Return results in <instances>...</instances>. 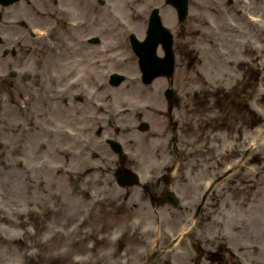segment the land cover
Masks as SVG:
<instances>
[{
    "label": "rangeland",
    "instance_id": "1",
    "mask_svg": "<svg viewBox=\"0 0 264 264\" xmlns=\"http://www.w3.org/2000/svg\"><path fill=\"white\" fill-rule=\"evenodd\" d=\"M237 1L189 0L182 23L167 0L0 5V264H236L230 252L242 264H264L262 241L235 235L264 214V181L251 173L255 163L240 170L239 159L225 152L234 133L255 137L261 121L251 122L246 111L263 113L258 93L264 84L252 68L236 67L237 80L225 79L231 68H219L209 47L218 39L212 26L232 19ZM255 6L250 14L264 17V0ZM154 8L174 34L171 82L185 101L180 105L177 98L172 123L163 93L169 79L142 84L129 41L131 33L145 37ZM77 20L83 24L71 28ZM202 22L212 32L208 39L195 32ZM88 37L98 43L89 44ZM97 58L101 65L92 63ZM21 68L27 75L20 76ZM116 72L125 76L119 86L109 81ZM78 74L79 85L66 92L67 80ZM101 84L104 97L94 99L106 107L98 110L92 93ZM143 121L150 124L147 132L138 128ZM70 126L75 137L65 131ZM109 136L128 152L123 165L105 144ZM18 160L23 172L3 169L2 163ZM121 166L138 172L141 182L120 186L115 171ZM244 179L252 181L238 188ZM165 188L178 196L177 207L161 199ZM42 208H54L43 224L34 215ZM218 218L219 227L212 224ZM187 219L196 227L181 241L179 226ZM218 231L224 247L210 240ZM82 233L85 240L78 242ZM156 235L159 246L151 248Z\"/></svg>",
    "mask_w": 264,
    "mask_h": 264
},
{
    "label": "bare ground",
    "instance_id": "2",
    "mask_svg": "<svg viewBox=\"0 0 264 264\" xmlns=\"http://www.w3.org/2000/svg\"><path fill=\"white\" fill-rule=\"evenodd\" d=\"M86 3V0H78ZM239 1V3H238ZM231 8L233 9V18L232 19H223V22L218 27H213V33L218 37L216 41H211L210 50L216 49V53L214 52L213 58L214 61L217 63L219 68H222L225 65H228L231 69L229 72L226 71L224 73H228L223 77L228 81L237 80L238 78V70L236 72V67L244 70L247 68H252L255 72L259 73L261 76V80L264 84V17H256L255 15H251L252 9H254L255 3H261L262 0H238ZM81 4V3H80ZM82 7L83 4H81ZM264 15V9L262 10ZM224 15L223 11L221 12ZM83 24V21H79L77 24H72L74 28H77ZM76 26V27H75ZM200 26H204L201 27ZM195 32H197L198 36L202 39H208L212 36V32L206 30V22H202L198 25ZM222 42V43H221ZM118 46V43L114 44ZM2 62V56H0V63ZM26 74V73H25ZM222 81V80H221ZM103 84L97 86V91L102 98L103 96ZM219 87L222 88L223 85L220 82ZM106 98L110 96L105 91ZM258 98L264 102V91H259ZM98 110H103L106 106V101L100 99V103L95 104ZM264 110V109H263ZM251 118V122L255 123L261 121L259 124L258 130L254 133V136L250 140L243 139V137L239 134L234 133L233 139L229 144V148L225 152H231L235 158L239 159L241 164V169L247 167L250 163H255L256 165L251 168V173L258 176L256 177L258 181H264V111L263 113H257L256 111L247 109L246 114ZM238 131V129L236 130ZM240 131V130H239ZM260 137H262V141H260ZM2 153V152H1ZM3 169L8 170L11 169L12 171L23 172V163L22 161L18 160L17 162H7L2 163ZM232 167L227 166L226 170L231 171ZM86 168H82V174H85ZM250 177V175L248 174ZM252 181V179H244L242 181V186L237 185L238 188L243 189L245 182ZM213 183L207 182L206 186L211 187ZM248 187H253V185H247ZM245 187V186H244ZM212 189V188H211ZM54 208H42V209H35L34 215L36 216V220H38L41 224H43L45 220V214H52ZM209 212L205 214V218L209 217ZM2 218V216L0 215ZM3 219V218H2ZM13 226V223H9ZM28 222L26 219L22 218V225H26ZM212 224L214 226H221L222 221L218 219H213ZM196 227V220L187 219L179 226V232H182L184 237L181 241L186 238L187 235L194 232ZM27 233H29L27 231ZM81 238L77 239V241H84L85 236L84 233L81 234ZM154 235V233H153ZM235 235L241 237H252L261 240L264 245V214H260L252 219V222L249 224L248 227H237ZM157 237L151 239L148 245L151 248H154L158 245L159 242V235ZM213 243L218 244L221 247L225 245V237L224 235L218 231L211 239ZM197 245H199L201 249H204L205 246L200 244V241L195 239ZM32 244H27L28 250L32 248ZM31 251V250H30ZM165 254L168 256L171 254V251H166ZM28 255H31L29 252ZM229 261L231 263L242 264L240 262L239 257L236 253L230 252Z\"/></svg>",
    "mask_w": 264,
    "mask_h": 264
},
{
    "label": "water",
    "instance_id": "3",
    "mask_svg": "<svg viewBox=\"0 0 264 264\" xmlns=\"http://www.w3.org/2000/svg\"><path fill=\"white\" fill-rule=\"evenodd\" d=\"M17 0H1L4 5L11 4ZM178 9L180 21H184L188 14V0H172ZM164 36L168 39V58L160 59L155 55V47L158 40L162 39ZM148 41L144 43H138L135 46L136 51L141 57V68L144 73V80L146 82H151V80L161 74H171L173 72V53H172V38L171 34L168 33L162 24L158 12L155 11L152 16L151 26L148 31ZM152 43V44H151ZM123 77H118V80H122ZM113 143V142H112ZM114 144V143H113ZM116 151L121 152L122 148L118 144H114ZM120 184H130L137 181L136 175L133 173L127 174L123 170H118L116 173ZM173 202H175L174 197L171 196Z\"/></svg>",
    "mask_w": 264,
    "mask_h": 264
},
{
    "label": "flooded vegetation",
    "instance_id": "4",
    "mask_svg": "<svg viewBox=\"0 0 264 264\" xmlns=\"http://www.w3.org/2000/svg\"><path fill=\"white\" fill-rule=\"evenodd\" d=\"M76 98V97H75ZM77 99V98H76ZM79 99H80V97H79ZM173 109V108H172ZM171 114H172V112L170 111V113H169V116H171ZM171 120H172V117H171ZM176 127H177V124L175 125ZM118 130V129H117Z\"/></svg>",
    "mask_w": 264,
    "mask_h": 264
}]
</instances>
